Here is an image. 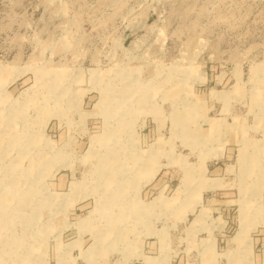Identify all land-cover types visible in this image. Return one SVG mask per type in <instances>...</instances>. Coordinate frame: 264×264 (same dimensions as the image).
Returning <instances> with one entry per match:
<instances>
[{
  "label": "rangeland",
  "instance_id": "1",
  "mask_svg": "<svg viewBox=\"0 0 264 264\" xmlns=\"http://www.w3.org/2000/svg\"><path fill=\"white\" fill-rule=\"evenodd\" d=\"M0 264H264V0H0Z\"/></svg>",
  "mask_w": 264,
  "mask_h": 264
},
{
  "label": "bare ground",
  "instance_id": "2",
  "mask_svg": "<svg viewBox=\"0 0 264 264\" xmlns=\"http://www.w3.org/2000/svg\"><path fill=\"white\" fill-rule=\"evenodd\" d=\"M245 212V211H244ZM263 213V212H262ZM246 216V215H245ZM243 219V218H242ZM248 219V216H247ZM247 221V220H246ZM246 223V222H244ZM244 223L243 220L240 221V227L239 230L237 232V234L235 235V239H240L241 238V234L244 233ZM246 231V230H245Z\"/></svg>",
  "mask_w": 264,
  "mask_h": 264
}]
</instances>
